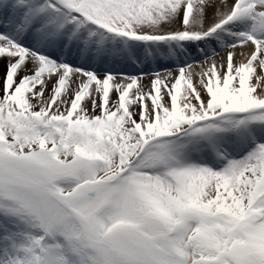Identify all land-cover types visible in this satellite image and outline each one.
I'll use <instances>...</instances> for the list:
<instances>
[{
	"label": "snow or ice",
	"instance_id": "1",
	"mask_svg": "<svg viewBox=\"0 0 264 264\" xmlns=\"http://www.w3.org/2000/svg\"><path fill=\"white\" fill-rule=\"evenodd\" d=\"M0 264H264V0H0Z\"/></svg>",
	"mask_w": 264,
	"mask_h": 264
}]
</instances>
